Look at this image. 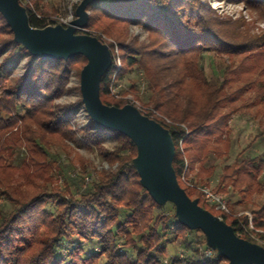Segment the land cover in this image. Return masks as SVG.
Wrapping results in <instances>:
<instances>
[{"label": "trees", "instance_id": "trees-1", "mask_svg": "<svg viewBox=\"0 0 264 264\" xmlns=\"http://www.w3.org/2000/svg\"><path fill=\"white\" fill-rule=\"evenodd\" d=\"M30 1L33 8L24 2L30 23L47 25L37 16L47 15L44 0ZM227 1L264 19V0ZM87 10L85 30L78 32L111 37L121 60L101 78L102 101L127 103L113 89L128 80L118 93L131 92L173 122L158 119L172 134L173 166L188 195L239 236L264 246V202L251 210V228L245 214L216 209L181 179L187 165L190 180L211 185L224 162L213 190L239 197L229 199L234 213L236 205L248 207L264 190V150L251 155L245 148L228 162L234 114L252 107L264 113V28L252 32L249 22L218 14L204 0H99ZM131 24L147 31L146 42L129 39ZM109 45L114 50V43ZM0 55V264H227L200 229L178 221L171 202L157 204L142 186L132 165L137 147L128 136L90 118L78 127L73 119L83 106L81 97L58 101L69 90L71 71L79 75L86 64L84 55L64 60L30 54L14 41L1 13ZM206 58L211 64L220 59L212 74ZM21 61L24 70L17 75ZM256 136L264 139V129ZM108 138L113 148L105 145ZM69 142L97 151L112 168L85 183L82 174L70 172L67 155L52 150H66ZM58 178L63 184L54 186ZM19 179L27 191L15 185ZM176 241L186 250L169 256Z\"/></svg>", "mask_w": 264, "mask_h": 264}, {"label": "water", "instance_id": "water-1", "mask_svg": "<svg viewBox=\"0 0 264 264\" xmlns=\"http://www.w3.org/2000/svg\"><path fill=\"white\" fill-rule=\"evenodd\" d=\"M99 0H80L75 17L62 23L33 26L20 0H0V13L13 32L15 42L30 54L43 59H68L78 54L87 62L79 73V89L84 110L96 126L128 136L137 147L132 165L140 183L157 204L171 202L178 221L190 229H200L208 247L228 260L227 264H264V246L239 236L234 227L191 198L180 185L174 166L175 143L170 130L143 114L132 103L109 105L100 97L102 76L110 70V45L98 36L78 32L89 19L87 6Z\"/></svg>", "mask_w": 264, "mask_h": 264}, {"label": "rangeland", "instance_id": "rangeland-1", "mask_svg": "<svg viewBox=\"0 0 264 264\" xmlns=\"http://www.w3.org/2000/svg\"><path fill=\"white\" fill-rule=\"evenodd\" d=\"M80 0H44V10L47 13V16L56 17V16H65L68 15L70 12H74V4L78 3ZM207 1L212 7H215L218 14L223 16H229L231 18H243L249 22L252 32H260L261 29L264 28V19L257 11H252L246 8L240 2H230L227 0H204ZM55 19V18H54ZM129 39L131 41H136L137 44H141L146 42L148 39L147 31L137 24H131L129 28ZM98 35L96 33H92ZM103 38H106L108 43L112 42L114 45L117 46L116 42L109 36L102 34ZM105 36V37H104ZM112 48V47H111ZM119 52V48H118ZM0 55V59H1ZM205 61L206 70L208 74H212V70L217 68L216 66L219 65L220 59L217 58L213 62V64L208 63L210 60L206 58ZM212 62V61H211ZM24 61H21L15 70V74L19 75L23 72ZM71 79L68 84L69 90L68 92L64 93L63 96L58 100L60 103L68 104L76 101L79 97H81L80 89H79V75L72 70L71 71ZM129 83L128 80L122 81V83L117 86L113 91H118L119 88L122 86H126ZM123 94H127L133 96L131 92H125ZM78 127H82L89 122V116L87 115L84 107H80L75 114L73 119ZM233 132H232V139H233V146L230 153V160L229 163L233 161V159L237 156V154L245 148L247 152L251 155L260 154L264 150V139L259 136H256V133L259 129H264V113H258L256 107H252L251 109H240L237 111L231 122ZM70 147L66 150L60 146H53V152H60L65 153L62 154L64 157L67 155L69 161L72 162V168H70V172L72 175H80L82 174L84 177V182L87 183L91 181L94 176H97L99 172L103 170H109L112 168L105 161L97 151L88 149L86 147L79 146L77 143L69 142ZM105 145L108 148H113L115 142L108 138L105 142ZM249 150V151H248ZM221 161V160H220ZM220 163V162H219ZM221 162L217 167V173L221 171L222 168ZM73 170V171H72ZM216 173V177L213 178L211 181L210 187H214L217 183L218 174ZM63 178H58L57 181L55 179L53 185H62ZM15 185L20 186L23 191L27 189V185L23 183L22 179H19L15 182ZM27 191V190H26ZM227 197L231 200V202H235L239 197L237 195H228ZM264 202V190L260 193L254 195L252 201L249 203L248 207H243L242 205H236V211H247L251 213V210L256 208L260 203ZM252 214V213H251ZM186 250L184 244L180 242H175L169 245L168 247V255L173 256L175 254H182ZM221 264V263H220Z\"/></svg>", "mask_w": 264, "mask_h": 264}, {"label": "built area", "instance_id": "built-area-1", "mask_svg": "<svg viewBox=\"0 0 264 264\" xmlns=\"http://www.w3.org/2000/svg\"><path fill=\"white\" fill-rule=\"evenodd\" d=\"M20 1H23L22 2L23 4H24V2H26L30 7L33 8L32 1H30V0H20ZM37 16L39 18H41V19H45L47 24L62 23L64 25H67L70 21L68 23H65L64 21L67 20V18L69 16L75 17V13L74 12H70L68 15L59 16V17L56 16V17H52V18H50V16L43 15L41 13H37ZM80 30H85V27L81 28ZM93 35H95V34H93ZM99 38L102 41L108 43V41L106 40L107 37L103 38L102 36H100ZM111 52H112V56H113V63L112 64H115L116 66H120L121 60H120L118 48H117L116 45H114V50L111 48ZM113 93H115L116 97H118V98H122V99L128 100L127 103H132L133 105H135L143 114H146L149 117L156 119L157 121H158V119H160V120H163L167 124H172L173 123L170 120V118H168L167 116L161 114L158 110H156L154 108H151L149 106L142 105L137 99L134 98V96H130V95L123 94V93H118V91H113ZM182 142H183V140L181 139L180 140V145L181 146H182ZM186 170H187V165H186L185 169L183 170V173H182V176H181V179L183 180V182L186 185H188L190 187L197 188L198 190H200L204 194V196H205L206 200L208 201V203H210L212 205H215L216 209H218V210H222V211H224V212H226L228 214H232V215L245 214L249 218V227L254 228L253 224H252V214L250 212H247V211H239L237 213L232 212L230 207H229V198L227 197L226 193H224V192H215L213 190V188L208 186V185H201V184H198V183L190 180L186 176Z\"/></svg>", "mask_w": 264, "mask_h": 264}, {"label": "clouds", "instance_id": "clouds-1", "mask_svg": "<svg viewBox=\"0 0 264 264\" xmlns=\"http://www.w3.org/2000/svg\"><path fill=\"white\" fill-rule=\"evenodd\" d=\"M73 19H74V17L69 16V17L67 18V20H65L64 22H65V23H68L69 21H71V20H73Z\"/></svg>", "mask_w": 264, "mask_h": 264}]
</instances>
